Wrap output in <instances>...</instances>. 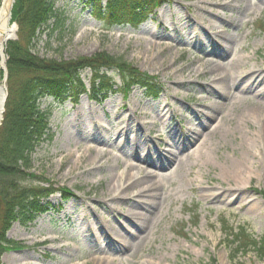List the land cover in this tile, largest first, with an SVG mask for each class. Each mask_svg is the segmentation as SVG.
<instances>
[{
    "label": "rangeland",
    "instance_id": "rangeland-1",
    "mask_svg": "<svg viewBox=\"0 0 264 264\" xmlns=\"http://www.w3.org/2000/svg\"><path fill=\"white\" fill-rule=\"evenodd\" d=\"M230 1L169 0L135 28L107 27L96 18L90 0H53L58 19L37 39L35 53L74 60L105 51L157 76L163 90L155 99L138 87L127 95L109 93L100 102L85 94L61 104L52 97L41 99L42 109L52 106L51 138L35 149L31 171L73 195L64 199L56 193L35 221H15L7 237L21 247L2 254L0 264H264L254 250L234 254L227 236L229 227L238 225L256 238L264 235V134H258V121L246 113L256 97L209 93L204 81L210 78L211 61H196L211 42L219 44L227 35L230 42L216 63L224 73H235L232 60L240 62L243 78L252 68H264V3L242 0L235 7L239 0H234L210 17L215 3ZM204 26L207 47L197 40ZM17 38L18 25L13 40ZM7 43L0 54L5 90ZM108 74L121 85L116 69ZM81 76L89 87L92 72L84 70ZM208 105L217 111L201 135L189 138L187 131L193 132L205 115L198 113L209 112ZM178 141L182 147L175 149L174 158L181 156L180 172L171 158L162 166L151 164ZM244 155L247 177L241 183V177L234 178L233 164ZM144 176L158 184L150 221L130 246L119 250L113 246L121 243L118 225L137 218L119 209L126 197L119 193L134 197L144 191L126 188L123 181ZM20 182L44 183L29 177Z\"/></svg>",
    "mask_w": 264,
    "mask_h": 264
},
{
    "label": "trees",
    "instance_id": "trees-1",
    "mask_svg": "<svg viewBox=\"0 0 264 264\" xmlns=\"http://www.w3.org/2000/svg\"><path fill=\"white\" fill-rule=\"evenodd\" d=\"M96 16L107 25H138L166 0H92ZM1 4V0H0ZM58 19L53 0H16L12 21L18 24V38L6 46L7 99L0 119V258L6 251L18 248V242L7 237L15 221H34L48 210L45 201L61 192L64 198L72 193L65 187H55L49 179H40L31 171L32 154L49 135L51 108L42 109L40 100L51 96L56 102L68 98L77 100L87 93L92 100L106 98L116 85L108 74L116 69L122 79V89H144L147 97L156 98L162 91L157 77L140 70L120 56L105 51L74 60L41 57L34 52L37 39ZM60 23V22H59ZM92 72L90 88L81 72ZM36 178L43 184L23 185L24 178ZM234 254L254 250L264 259V235L256 239L245 227H229L227 232Z\"/></svg>",
    "mask_w": 264,
    "mask_h": 264
},
{
    "label": "bare ground",
    "instance_id": "bare-ground-1",
    "mask_svg": "<svg viewBox=\"0 0 264 264\" xmlns=\"http://www.w3.org/2000/svg\"><path fill=\"white\" fill-rule=\"evenodd\" d=\"M238 1V0H236ZM261 3H264V0H257ZM13 0H2L0 5V54L4 52L6 43L12 39L16 34V25L10 22V10ZM234 0L227 2L223 5L220 3L214 4V8L209 11L210 17H217L221 14V10L224 9V7L229 6L231 7L233 5ZM242 0H239L238 3H236L235 7H241ZM220 8L221 10H219ZM210 26H214L216 21L213 19L211 20ZM208 29L206 26H204L201 29V38L199 37L197 40H199V44L207 47V44L205 43L206 36H208ZM219 34V33H218ZM217 36V35H216ZM223 42H211L210 46L211 48H206V53L197 55L196 61L205 63L206 58H208L211 63L209 64V69L207 70L210 74V78L205 82V89H209V93L218 94L219 96H226L230 94V92L237 93L238 95L243 93H248L253 96H255V100L251 101V110L246 112L249 117H252L256 119L259 123V130L258 134H264V118L261 116V112H264V68L263 67H255V69L248 70L249 72L245 77L243 78L241 73H238L240 62L236 61L233 63V60L231 61V64H233V69L235 73L233 75H229L227 73H224L225 71H222L216 63H218V60L223 59V55L226 52V49L228 47V44L230 42V38L227 35H224ZM245 70V69H244ZM247 70V69H246ZM217 73L218 77L212 76V74ZM203 74H199V76H202ZM4 104V91L2 86L0 85V119L2 116V109ZM209 112L201 111V113H198L199 115H204L203 118L197 123V126H195L193 132L191 130H188L187 133L189 138H193L196 136L197 133L202 134L201 128L208 125V121L214 116V113L217 111L216 105H208ZM203 112V113H202ZM215 128V127H214ZM214 130V129H213ZM263 138V137H262ZM182 147V142L178 141V144H173V147L169 153H161L158 159L154 160L151 164L154 166H162L163 162L166 161V159H173V166L177 168V170L180 172L182 167L179 166V160L181 158H174L175 156V149H179ZM247 163L248 159L246 158V155L241 157V159L238 162H235L233 164V169L235 171L234 178L238 179L242 176H244V179H246V173H247ZM191 168V167H190ZM129 176V175H128ZM127 176V177H128ZM123 181V185H127L128 187H134V186H140L143 188V192L137 194V196L134 197H127L129 193H122L120 192L119 195H121V199L124 198V204H119V209L125 211L128 215L133 216L136 214V219L134 222H131L130 220L126 219V224L118 225V229L121 231H118L120 233L121 239L119 245H114L115 247H118L119 250H123L124 248L130 246L131 239L136 237L138 232L146 228L148 225V221H150L149 213L152 211V205L154 203V198L157 196L158 192V184L152 180H149L146 178V176L142 177V179H137L133 182L127 183L129 181L128 178ZM241 183H243V180ZM142 191V190H141ZM255 207L256 209L259 208V205L256 203ZM118 207V206H117ZM138 208L142 211L140 212H134L135 209ZM115 209V208H114ZM133 214V215H132ZM126 218V217H125ZM128 218V217H127ZM122 227V228H121ZM103 264H111L103 263Z\"/></svg>",
    "mask_w": 264,
    "mask_h": 264
},
{
    "label": "water",
    "instance_id": "water-1",
    "mask_svg": "<svg viewBox=\"0 0 264 264\" xmlns=\"http://www.w3.org/2000/svg\"><path fill=\"white\" fill-rule=\"evenodd\" d=\"M14 1V0H13ZM11 14V13H10ZM6 96H7V93L4 91V101L6 99ZM4 108L2 109V112H3Z\"/></svg>",
    "mask_w": 264,
    "mask_h": 264
}]
</instances>
